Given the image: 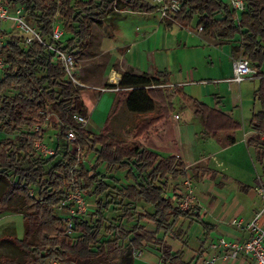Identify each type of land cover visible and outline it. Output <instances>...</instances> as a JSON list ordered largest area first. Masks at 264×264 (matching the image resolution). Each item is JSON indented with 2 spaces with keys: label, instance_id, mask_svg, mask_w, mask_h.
Wrapping results in <instances>:
<instances>
[{
  "label": "trees",
  "instance_id": "1",
  "mask_svg": "<svg viewBox=\"0 0 264 264\" xmlns=\"http://www.w3.org/2000/svg\"><path fill=\"white\" fill-rule=\"evenodd\" d=\"M14 7H22L48 45L81 56L93 43V24H102L112 13H155L158 7L153 0H6ZM246 10L238 13L224 0H180L181 11L172 21L187 26L197 19V28L221 44L234 42L239 36V46L233 53L242 52L258 71L259 86L254 92V102L259 110L253 113L250 126L264 134V0H243ZM64 33L70 35L65 42H53L52 32L57 17ZM3 33V32H2ZM5 42L1 54L6 68L0 77V132L15 139L0 142V178L8 183L0 195V214L12 212L23 216V239L9 235L4 239L12 243L22 259L0 255V264H73L104 262V264H133L134 253L155 248L162 264H187L183 252H174L160 234L168 236L180 220L198 223L208 237L215 227L201 218L197 209L183 210L168 196V179L177 182L188 178L186 164L176 156L163 157L144 147L139 139L154 125L170 118L174 109V96L192 105L194 115L201 118L207 135L225 133L224 147L236 144L234 133L241 124L221 110L187 96L181 87L170 86V74L159 71L154 76L133 72L123 74L114 109L107 118L101 134H94L76 117L89 119V111L81 98V88L67 78L64 67L56 62L55 54L39 42L27 47L22 37L3 33ZM78 60V59H77ZM13 92V94H8ZM126 103L136 116L157 114L145 121H138L133 140L125 142L115 137L112 120ZM50 110L61 125L60 145L55 154L37 157L35 143L43 137L42 128L48 121ZM74 132V143L67 133ZM75 145L79 152L94 153L96 166L87 168L72 152ZM249 145L257 151V160L264 163V144L254 139ZM58 160V158H60ZM105 165L111 172H125L128 183L118 190L121 202L149 206L151 213L136 216L129 209L123 218L135 223L131 230L122 225L108 224L106 213L114 205L103 196L111 190L107 178L98 172ZM196 172L215 180L220 173L211 169L196 168ZM224 179H227L223 175ZM119 184V180L114 179ZM264 190V181H259ZM79 189L96 198V211L89 220L73 219V235L67 234V223L59 217L56 208L65 190ZM37 191V196L32 191ZM181 201L180 197H177ZM155 226L154 231L145 224ZM127 242V246L121 245ZM120 262V263H119Z\"/></svg>",
  "mask_w": 264,
  "mask_h": 264
},
{
  "label": "rangeland",
  "instance_id": "2",
  "mask_svg": "<svg viewBox=\"0 0 264 264\" xmlns=\"http://www.w3.org/2000/svg\"><path fill=\"white\" fill-rule=\"evenodd\" d=\"M60 22L61 17L58 16L57 24ZM166 22H171V20L162 19L159 12L146 14L115 11L102 24H93V45L77 57L79 71L75 75L80 83L77 86L82 89V101L87 108H91V121L89 125L84 126L96 135L101 134L108 115L115 107L117 94L101 92L99 87L109 88L111 85H117L126 72L150 75L149 73L156 70L167 71L170 74L171 85L181 87L182 92L187 96L200 100L211 108L221 110L241 124L239 130L234 133L237 143L224 148L221 141L226 140L225 133H218L219 135L213 137L207 135L201 118L194 115L192 105L185 103L179 96H174V109L170 118L152 126L139 139V142L163 157L177 153L184 157L189 169L188 178H180L177 182L169 178L170 187L167 191L168 196L172 197L181 208L198 209L204 197H211L208 200L209 203L222 201L223 213H227L223 224L233 231L249 233L248 225L258 214L264 215V206L255 217L248 218L235 211L238 205L232 202L231 197L236 196L240 199L244 197L236 180L252 188H259V181H264V166L256 160L255 151L249 146V140L255 133L250 126V120L255 104L254 91L259 86V80L255 78L241 84L228 82L233 78L232 44L236 42L221 44L208 37L197 29V19L187 26L174 23L172 27H167ZM1 28L3 33L11 35L19 33L12 28L11 22L2 23ZM61 28L63 30L62 26ZM3 33L0 34L1 37H4ZM69 38L70 35L64 33L62 42ZM239 39L240 37L237 36L236 40ZM234 54L238 58L243 56L241 51ZM125 66L127 69L124 71L122 69ZM116 74L118 79L113 80L112 76ZM8 94H13V92ZM94 101L95 106L92 108L89 104ZM157 110L158 108L152 114L139 117L133 115L125 103L111 122L115 137L125 142L132 141L138 121L149 120L157 114ZM48 122L49 126L43 130L42 144L55 152L61 141V125L51 110ZM19 135L15 134L10 137L0 132V142L7 138L15 139ZM256 139L264 144V134H259ZM72 152L77 153V159L87 168L96 166L94 153L79 152L75 145H72ZM60 159L61 157L58 158ZM202 160L204 161L197 165ZM206 165L231 178L225 184V189L221 191L216 189L215 183L206 180L204 176L196 172L197 166L206 167ZM98 172L106 176L107 183L111 187L109 193L103 196L105 201L114 203L106 213L108 224L122 225L124 229L131 230L135 223L131 224L124 220L122 216L124 211L128 209L132 211L136 220L139 214L153 212L149 206L141 204L128 206L127 202H121L118 190L128 184L125 181V172L111 173L105 165H100ZM113 178L119 180V184ZM217 181H221V178L219 177ZM7 187L8 183L0 178V195ZM32 192L37 196L36 190ZM85 197L87 212L83 215V219L89 220L96 211V198L89 195ZM177 197H180L181 201H178ZM259 224L264 228L260 221ZM147 228L155 229L150 224ZM191 229V226L188 227V224L183 222L168 236L165 237L161 233L160 237L179 241L185 247H190L187 259L198 249V245L203 243L199 240L202 228L196 225V228L192 231ZM9 235L17 236L19 239L24 238L23 216L12 212L0 214V255L22 259L24 253L4 239ZM121 245L126 247L127 242H122ZM201 253V250L197 251V257ZM159 255L157 250L151 247L136 251L133 264H162ZM48 264L59 263L48 262ZM73 264H104V262Z\"/></svg>",
  "mask_w": 264,
  "mask_h": 264
},
{
  "label": "built area",
  "instance_id": "3",
  "mask_svg": "<svg viewBox=\"0 0 264 264\" xmlns=\"http://www.w3.org/2000/svg\"><path fill=\"white\" fill-rule=\"evenodd\" d=\"M154 5L159 9L158 12L161 14L162 19L172 20V17L179 13L182 8L180 0H153ZM227 3L233 10L238 13H242L246 10V5L243 0H227ZM11 22L12 28L16 29L19 33L16 36L22 37L27 47L31 46L33 42H39L55 54L56 62L61 64L67 73V78L74 85L80 83L76 79L75 75L78 73L77 57L69 52H65L56 47V45H48L44 42L41 34L37 28L29 22L25 10L22 7H14L10 5L6 0H0V34L2 33L1 24ZM202 32L201 28H197ZM14 35V34H13ZM64 37V31L60 24H55L52 32V41L62 42ZM5 37L0 35V47L3 46ZM6 68L5 57L1 54L0 48V77ZM258 71L256 67L252 65L250 60L241 56L233 62V78L228 80L230 83L241 84L246 80H253L257 78ZM121 89L115 88H104L101 92H112L117 93ZM76 121L79 124L86 125L87 120L81 116L76 117ZM49 126L47 121L42 128L36 127L34 131H43ZM43 136V135H42ZM43 139V138H42ZM39 140L35 143V151L37 157L47 158L55 154V152L45 145L42 144L43 140ZM67 139L74 143L76 136L74 132L69 131L67 133ZM33 194V192H32ZM264 197V192L262 191ZM86 194L79 189L71 188L62 197V200L56 208L59 217L67 223V234L73 235V219H82L83 215L87 212L85 205ZM183 209V208H182ZM185 210V209H183ZM187 210V209H186ZM261 214H258L256 218L248 225L249 238L247 240H230L227 238H219L215 243L211 245L213 251L222 249L226 252V259L236 260L240 256L252 259L256 264H264V228L259 224ZM141 255V253L139 254ZM218 260L216 255H212L205 261V264H215Z\"/></svg>",
  "mask_w": 264,
  "mask_h": 264
},
{
  "label": "crops",
  "instance_id": "4",
  "mask_svg": "<svg viewBox=\"0 0 264 264\" xmlns=\"http://www.w3.org/2000/svg\"><path fill=\"white\" fill-rule=\"evenodd\" d=\"M175 22H173L171 20V22H166L165 23V26L167 27H172L173 24ZM236 43H233L232 46L235 47V46H239L240 43L239 40H236L235 41ZM233 62L238 59L237 56H235V54L233 53ZM127 65V64H126ZM127 67L125 66L122 70H126ZM157 72H159L158 70H156L155 72L153 73H149L151 76H154ZM113 80H117L118 79V75H113L112 76ZM230 83V82H229ZM232 84V83H231ZM170 86L172 88H174L173 85H171L170 83ZM98 89H104V88H101L99 87ZM257 90V88L255 89V91ZM254 91V92H255ZM117 94V93H116ZM93 99V98H92ZM255 103V102H254ZM85 104V103H84ZM86 105V104H85ZM92 108L95 106V101L92 102L91 104H89ZM259 108V105L258 104H254V108H253V113L256 112ZM88 111H89V119L87 120V125H89L90 121H91V108L88 107L87 108ZM110 115V114H109ZM108 115V116H109ZM253 115V114H252ZM86 129L88 130L87 126H86ZM104 127L102 128V131H103ZM215 135H219V134H212L210 135V137L212 136H215ZM262 135V134H260ZM253 137L251 139H254L255 141H257L259 144H262V142H260L258 139V136H259V133H254L252 135ZM226 138V137H225ZM236 138V137H235ZM222 139V138H220ZM250 139V140H251ZM249 140V141H250ZM236 143H237V139H236ZM235 145V144H234ZM233 146V145H232ZM250 146V145H249ZM229 147V146H228ZM251 147V146H250ZM224 148H227V147H224ZM255 151V156H256V160H257V151L254 147H252ZM171 156H176L177 158H180L184 163V157L180 154V153H177V154H173ZM204 160L200 161L197 165H199L201 162H203ZM258 161V160H257ZM186 164V163H185ZM196 166V165H195ZM263 166H264V163H263ZM186 167H187V164H186ZM205 168V169H211L210 166H207L206 167H201V166H197L196 168ZM188 169V167H187ZM189 170V169H188ZM196 170V169H195ZM213 170V169H211ZM213 171H217V170H213ZM219 172V171H218ZM220 175L215 179L213 180L211 177L205 175V179L206 180H209L213 183H215V188L218 189V190H223L225 189L226 187V183H228L230 181V177L226 176L227 179H224L223 178V175L221 172H219ZM201 176H203L202 174H200ZM221 178V181H217L218 178ZM236 184L239 186V188H241L242 190V194H244V197H241V199L239 197H231V200L232 202H235L238 206L236 208V212L237 213H241L243 215H245L246 217H255L256 214L258 212H261V210H263V206H264V197L262 195V191L264 192V190L262 189V187L259 186V188H252L250 187V185H246L245 183H243L242 181H239V180H236L235 181ZM209 186V185H208ZM210 188V187H208ZM209 191V190H208ZM207 191V192H208ZM211 197H204V200L202 201L203 203L200 202V207H198V211H200L201 213V218L203 221H205L206 223L212 225L215 227V231L210 235V236H206L205 235V231L204 229L198 224V223H190L189 221L187 220H180L179 223L177 224V226L183 222L187 223L188 224V227L191 226L192 229L191 231L196 228V225L197 226H200L202 228V232H201V239L199 240H202L203 243H201L200 245H198V249L193 253L191 254V257H188L186 259V256H187V253L189 251V248L190 247H185L183 244H181L179 241H172L170 239H167L165 237H163L170 245L171 247L173 248L174 252H183L184 256H183V261L187 264H205V261L207 259H209L212 255H216L218 257V260L215 264H256L252 259H249L247 257H244V256H240L238 259L236 260H232V259H226V252L222 249H219L217 251H213L211 249V245L213 243H215L217 241V239L219 238H227V239H230V240H247L249 238V233H241V232H237V231H233L231 230V228L225 226L223 224V221H225L226 219V214L223 213L224 211V208L222 207V204L221 202L222 201H215V203H209V199ZM249 204H251L249 206ZM235 206V205H234ZM262 209H261V207ZM251 207V208H250ZM209 219V220H208ZM208 220V221H207ZM211 220V221H210ZM260 223H262L264 225V215L261 216V220H259ZM148 224H150V226H152L153 228H155V226L151 223H147L145 224V226L147 227ZM176 226V227H177ZM176 227L174 228V230L176 229ZM148 229V228H147ZM149 230V229H148ZM155 229L153 230H150V231H154ZM173 230V231H174ZM161 238V237H160ZM205 243V244H204ZM201 250L202 253L200 255H198L197 257V254L196 252ZM145 252V251H144ZM149 252V251H148ZM160 259H161V256L159 255L158 256ZM161 264V263H160Z\"/></svg>",
  "mask_w": 264,
  "mask_h": 264
}]
</instances>
